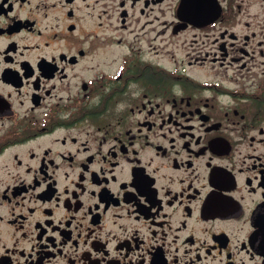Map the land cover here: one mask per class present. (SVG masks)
<instances>
[{
  "label": "flooded vegetation",
  "instance_id": "af4514ba",
  "mask_svg": "<svg viewBox=\"0 0 264 264\" xmlns=\"http://www.w3.org/2000/svg\"><path fill=\"white\" fill-rule=\"evenodd\" d=\"M0 0V264H264V0Z\"/></svg>",
  "mask_w": 264,
  "mask_h": 264
}]
</instances>
